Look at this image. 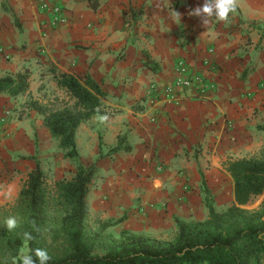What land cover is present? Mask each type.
I'll return each mask as SVG.
<instances>
[{"label": "crops", "instance_id": "obj_1", "mask_svg": "<svg viewBox=\"0 0 264 264\" xmlns=\"http://www.w3.org/2000/svg\"><path fill=\"white\" fill-rule=\"evenodd\" d=\"M40 1L0 0V78L29 71L24 95L0 93V120L8 133L0 132V150L11 142L12 153L29 157L14 162L18 168H34L31 143L39 129L51 137L26 101L46 102L51 89L62 93L55 82L61 73L88 75L106 94L101 113L76 132L79 155L80 142L93 160L115 147L118 137L129 148L99 160L107 184L86 198L89 211L114 203L134 207L121 231L152 237L153 227L171 226L173 217L187 222L201 205L202 178L216 190L222 177L232 181L229 161L264 146V0H239L228 22L213 19L207 26L189 15L204 0H45L58 3L68 18L58 28L39 11ZM181 57L212 82V92L156 101L150 87L171 83ZM206 59L216 73L203 65ZM22 142L29 143L26 151ZM18 192L3 189L0 201Z\"/></svg>", "mask_w": 264, "mask_h": 264}, {"label": "trees", "instance_id": "obj_2", "mask_svg": "<svg viewBox=\"0 0 264 264\" xmlns=\"http://www.w3.org/2000/svg\"><path fill=\"white\" fill-rule=\"evenodd\" d=\"M154 69L153 66L149 65ZM63 97L42 102L30 99L28 110L42 116L43 125L57 140L63 157L78 161L72 178L54 183L51 190L36 158L34 168L12 205L0 206V264H19L23 234L34 239L27 248L46 249L48 264H264V146L255 154L227 163L232 179L233 203L217 211L206 194L207 217L185 222L175 218L177 232L164 240L122 230L117 238L106 233L109 226L123 221L102 223L91 229L87 224L86 198L96 164L79 162L76 132L85 121L101 113L105 92L90 76L61 73L55 76ZM29 88L27 69L0 78V93L24 95ZM264 131V125L260 127ZM118 137L115 147L104 156L129 151ZM99 142V147H100ZM101 158V154H100ZM262 196L256 210L243 206ZM8 217L17 227L7 229Z\"/></svg>", "mask_w": 264, "mask_h": 264}, {"label": "rangeland", "instance_id": "obj_3", "mask_svg": "<svg viewBox=\"0 0 264 264\" xmlns=\"http://www.w3.org/2000/svg\"><path fill=\"white\" fill-rule=\"evenodd\" d=\"M55 96H58L59 98H62L64 95L63 93L57 92L56 90H50L48 93V96L45 98L46 101L52 100ZM27 100L26 102H28ZM22 107V106H21ZM21 112H24L23 110ZM18 115V113H17ZM22 115V114H21ZM20 115V116H21ZM5 123L0 120V132L3 134L5 132V136L8 135L6 129H5ZM5 129V130H4ZM45 130V129H44ZM83 137V136H82ZM11 145V146H10ZM12 144L9 142L6 145H3L4 147L0 152L3 153V156L0 157V191L5 189L9 190V192H12L13 189L17 190L22 188L24 182L27 179V175L30 172L28 166H24V169H20L17 167V165H14V162L16 161H23V160H29V157H26L24 153H12L14 152V148L12 149ZM29 143H20L19 148L23 151H26L28 149ZM15 147V146H14ZM31 147L34 149V155L32 158H36L41 170L43 171L47 184L51 190L54 188V183L61 179H70L73 177L75 171H76V165L78 161L67 159L63 157V152L58 146L57 140L53 139L52 137H49L46 135L45 131L42 132V130L39 129L38 136H34V140L31 143ZM89 146L87 144H84L82 142L79 143V151H80V158L79 162H81L84 165H90V164H96V167H98L99 160L103 158V152L100 151L97 158L93 160V156L91 155L89 151ZM257 153V152H256ZM101 154V158H100ZM255 154V153H254ZM253 155V154H252ZM251 156V155H250ZM249 157V156H248ZM33 164V163H32ZM100 164V163H99ZM32 170V169H31ZM108 178L106 176H103L100 172V169H97L96 174L93 176L91 185H90V195L93 193V191H102L104 189V185L107 184ZM203 185V186H202ZM230 185L232 189V181L228 182V180L224 177H222V184L219 188L216 190L210 189V187L205 183V180L202 178V184H201V191L199 192V197L201 198V205L196 210L195 213H191L189 217H187V222H193V221H200L204 220L207 217V208L205 205V199L206 194L208 193L209 197L213 201V205L217 211H223L228 206H230L233 203V198L230 196ZM9 186V189H8ZM19 193V192H18ZM116 195V194H114ZM2 196H6V194H3ZM18 197V194H17ZM17 197L10 201H0V206L5 205H12L14 204ZM90 204L92 202V197H89ZM262 201V196L255 198L251 203L243 206L244 208L248 210H256L258 209L260 203ZM93 206V204H92ZM135 210L134 207L130 208H123L121 206L109 205L108 207L105 206L104 209L94 210L91 208L89 211V217L87 220L88 226L90 228L96 229L98 227V221L104 222V223H112L120 219L124 216V219L129 218L131 215V211ZM173 223V225H166L161 230L159 228H154L152 231V237L160 238L164 240L172 239L176 232H177V225L175 222V218L173 217L170 221ZM124 224L122 222L109 226L106 229V233L111 234L114 238H117L121 232L122 226ZM175 226V227H174ZM159 229V230H158ZM133 233L132 231H129ZM27 245L26 242H24L20 249H19V257L22 251H27Z\"/></svg>", "mask_w": 264, "mask_h": 264}, {"label": "built area", "instance_id": "obj_4", "mask_svg": "<svg viewBox=\"0 0 264 264\" xmlns=\"http://www.w3.org/2000/svg\"><path fill=\"white\" fill-rule=\"evenodd\" d=\"M39 11L48 16L49 25L52 28L65 26L68 18L64 14L63 8L58 3H50L41 0L39 3ZM2 52V50L0 51ZM3 53V52H2ZM203 65L213 73L217 72L214 62L206 59ZM175 79L162 87H150V96L156 101H164L168 103L174 98L186 92L195 91L199 98H206L212 92V82L204 76L201 71H194L186 58H179L174 66Z\"/></svg>", "mask_w": 264, "mask_h": 264}, {"label": "clouds", "instance_id": "obj_5", "mask_svg": "<svg viewBox=\"0 0 264 264\" xmlns=\"http://www.w3.org/2000/svg\"><path fill=\"white\" fill-rule=\"evenodd\" d=\"M239 7V0H204L201 6L193 8L189 15L201 19V23L207 26L213 19L218 22H228ZM176 18L180 21L181 14L175 11ZM101 121L107 120V116L100 117ZM7 229L11 230L17 227V219L8 217L5 221ZM23 239L27 243L34 237L31 233L25 232ZM51 259L46 249L35 248L22 251L19 257V264H48ZM13 264L16 261L13 260Z\"/></svg>", "mask_w": 264, "mask_h": 264}]
</instances>
